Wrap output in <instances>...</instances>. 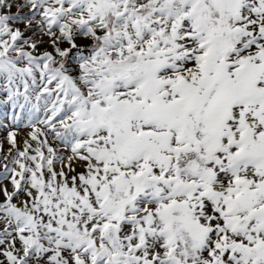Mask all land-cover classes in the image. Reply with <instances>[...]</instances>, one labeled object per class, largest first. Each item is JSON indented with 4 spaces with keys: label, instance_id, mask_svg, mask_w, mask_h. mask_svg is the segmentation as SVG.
I'll use <instances>...</instances> for the list:
<instances>
[{
    "label": "snow or ice",
    "instance_id": "obj_1",
    "mask_svg": "<svg viewBox=\"0 0 264 264\" xmlns=\"http://www.w3.org/2000/svg\"><path fill=\"white\" fill-rule=\"evenodd\" d=\"M0 264H264V0H0Z\"/></svg>",
    "mask_w": 264,
    "mask_h": 264
}]
</instances>
